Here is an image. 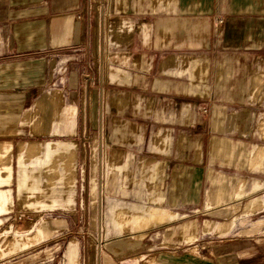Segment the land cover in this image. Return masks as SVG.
I'll list each match as a JSON object with an SVG mask.
<instances>
[{"label":"crops","instance_id":"0c3cea01","mask_svg":"<svg viewBox=\"0 0 264 264\" xmlns=\"http://www.w3.org/2000/svg\"><path fill=\"white\" fill-rule=\"evenodd\" d=\"M109 5L117 29L125 37L108 38L103 46L117 47L119 58L112 76L124 89L123 97L130 96L128 103L110 105L118 111L111 117L112 125L119 122L125 128L109 138V204L123 200L129 211L135 212L142 200H149L145 213L134 217L132 228L138 231L134 233L137 240L148 231L160 236L164 227L178 230L193 208L215 218L206 220L201 240L184 249L178 260L167 258V264H264V163L256 169L246 167L252 174L249 179L237 177L236 187H218L214 179L222 163L212 155L206 120L190 112L192 103L209 109L233 108L243 93L238 89V78H246L255 68L263 67L264 0H110ZM4 8L7 10L0 11L6 12L2 20H11L10 24L21 30L12 43L1 47L0 70L20 62L23 66L16 72H27L26 77H31L30 72L36 71L32 77L40 79V63L46 62L49 55L69 52L76 62L66 68L75 77L71 85L77 89L84 76L80 65H84L82 59L91 44L88 1L9 0ZM32 88L29 83L0 87V126L8 125L15 112L24 109ZM261 106L264 108V104ZM74 113V106L69 107L67 114L60 117V127L47 134L69 133ZM21 118L14 125L24 126ZM135 118L149 121L141 133ZM190 125L199 128L196 139L192 137L193 145L186 131ZM3 137L6 138L1 142L6 145L0 146V158L10 149L16 167L22 171L24 151H29V142L35 140ZM262 141L249 151L252 161L264 160V154L259 152L260 147L264 148L263 138ZM38 143L45 155V148L48 153L51 147L65 142ZM98 146L102 167V136ZM24 177L22 174L17 179L18 192ZM11 178V165H0V226L11 212ZM98 189L103 226L100 184ZM238 191L242 197L236 196ZM52 196L58 198L57 194ZM248 200L246 223L234 226L236 218L229 222L233 206H238L239 201L245 205ZM153 210L162 213L165 220L145 227L141 219L149 217ZM8 232L0 227V238ZM63 258V264H79L77 240H69Z\"/></svg>","mask_w":264,"mask_h":264},{"label":"rangeland","instance_id":"374dc122","mask_svg":"<svg viewBox=\"0 0 264 264\" xmlns=\"http://www.w3.org/2000/svg\"><path fill=\"white\" fill-rule=\"evenodd\" d=\"M87 1L91 44L82 59L84 65H80L84 76L79 79L77 89L71 85L75 77L66 68L70 63L75 65L76 62V58H70L69 52L49 55L46 62L40 63L39 73L43 75L40 79L32 77L37 75L36 71L30 72L31 77H26L27 72H16L15 69L23 66L20 62L16 66L9 65L0 70V87L13 88L26 83L33 86V94L24 109L18 113L16 111L8 125L0 126V146L5 144L1 142L6 138L3 135L16 136V140H35L37 145H40L39 141L65 142L51 147L48 153L45 148V155L43 146L30 152L32 156L25 150L22 171L19 166L16 167L15 156L10 149L7 155L0 158V165H11L12 178L8 186L13 189L11 212L0 226L9 231L0 238V264L5 261H15V264H63L64 250L71 239L78 241L79 264H167V258L178 260V255L184 249L194 246L197 240L202 239L206 220H215L211 215L193 208L178 230L164 227L160 236L153 235L155 231H148L144 238L137 240L134 233L138 231L132 228L135 225L134 217L145 213L149 208V200H142L135 212H130L123 200L116 199L117 204H109L112 200L108 193L109 138L125 128L119 122L112 125L111 117L118 111L111 109L110 105L128 103L130 96L127 94L123 97L124 89L117 85V78L112 76L116 74V62L119 58L117 47L105 48L103 42L108 38L112 40L125 35L118 31L115 17L111 15L110 0ZM8 2L9 0H0L3 7L0 11L7 10L4 6ZM5 16L6 12L0 13V49L3 45L12 43L21 30L18 25L13 27L11 20L3 21ZM262 64V68H255L248 77L238 78V89L243 93L239 94L233 108L209 109L201 108L196 103L191 104V115L206 120L212 155L217 156L219 163H222L216 168L218 174L214 182L223 189L235 186L237 177L249 179L252 173L246 171V167L256 169L264 163L263 159L252 161L249 156L254 145L262 144V138L264 139V108L261 106L264 104V62ZM32 65L31 68L35 70L36 67ZM256 74H261L257 81L254 79ZM44 93L57 95L56 103L47 102L49 105H43L45 110L42 107L38 114L33 113L34 101ZM119 94L122 96L120 99ZM55 104L56 107L53 106ZM73 106L75 113L69 133L39 135L32 132V123L42 119H45L47 128H59L60 117L67 114L69 107ZM20 118L24 126L18 127L14 124ZM133 120L137 122V131L140 133L146 126L145 123H149L144 118ZM40 126L34 128L42 129V125ZM13 128L18 130L11 131ZM5 129L9 132H5ZM186 131L190 135V144L193 145L199 128L197 125H190ZM100 136L103 138L102 167L98 159ZM22 174L25 177L22 190L18 192L17 179ZM99 184L103 196L101 231L98 230L97 210ZM53 194H57L58 198H53ZM236 196L242 197L243 194L238 191ZM248 204L249 200L245 205L243 201H239L238 206H233L235 211L233 210L229 222L236 218L234 226L237 223L244 225L247 221L244 214ZM192 237L195 239L192 240ZM206 238L205 236L204 239ZM15 244L19 248L14 247Z\"/></svg>","mask_w":264,"mask_h":264},{"label":"bare ground","instance_id":"6f19581e","mask_svg":"<svg viewBox=\"0 0 264 264\" xmlns=\"http://www.w3.org/2000/svg\"><path fill=\"white\" fill-rule=\"evenodd\" d=\"M99 23V22H98ZM95 30H96V28H95ZM99 35V34H98ZM97 36V35H96ZM97 40V39H96ZM96 40H94V41H96ZM99 40V39H98ZM97 40V41H98ZM96 43V42H95ZM98 43V42H97ZM96 45V44H95ZM96 49V48H95ZM259 75V74H258ZM257 74H256V76H255V78H254V76H253V78L254 79H256V81L257 80H259V76L261 75H259L258 76ZM253 79V80H254ZM262 79V78H261ZM263 79H264V77H263ZM255 81V82H256ZM261 81H263V80H261ZM261 81H259L260 83H261ZM253 82V81H252ZM264 82V81H263ZM262 82V83H263ZM253 84V83H252ZM259 84V83H258ZM256 86H257V84H256ZM255 86V87H256ZM259 86V85H258ZM261 86H262V84H261ZM255 87H253L254 89H255ZM260 88V87H259ZM257 90V89H256ZM101 94H102V99H103V92H102V90H101ZM60 96V95H59ZM57 95H50V94H48V93H44V94H42V95H40L36 100H35V104H34V108H33V110H32V112L33 113H37L40 109H42V107H43V105H45V104H48L47 102H51L52 104H54V103H56V99H57ZM60 98V97H59ZM62 99V98H61ZM61 99H60V101H61ZM58 103V102H57ZM60 104V103H59ZM57 105L58 106V108H59V106L60 105ZM49 105V104H48ZM53 106H55L56 107V104L55 105H53ZM43 109H44V107H43ZM45 110V109H44ZM55 110H56V108H55ZM57 111V110H56ZM52 112V111H51ZM38 114V113H37ZM50 115V114H49ZM41 116V115H40ZM40 116H39V118H40ZM51 116H53L52 114H51ZM37 117V116H36ZM50 117V116H49ZM32 118V117H31ZM42 118V117H41ZM54 118V117H53ZM49 119V118H48ZM39 120V119H38ZM43 120V119H42ZM41 120V121H42ZM45 120V119H44ZM43 120V121H44ZM40 120L39 121H34L33 123H32V127H33V129H32V132L33 133H36V134H47V133H49L50 132V127L49 128H47L46 127V122L44 121V122H41ZM49 122L51 121V120H48ZM47 121V122H48ZM262 123V122H261ZM264 124V123H263ZM38 125H39V127H41L40 125H42V129H35L34 127L36 126L37 128H39L38 127ZM262 127V126H261ZM29 144H30V146H29V155H31L30 154V152H35L36 150H38V146H37V143L35 142V141H31V142H29ZM259 152H260V154H264V148L263 147H260L259 148ZM33 154V153H32ZM34 155V154H33ZM32 156V155H31ZM57 162V161H56ZM99 195H100V191H99ZM97 210H98V214H99V220H98V230L99 231H101L102 230V222H101V202H100V199L98 200V202H97ZM165 220V218H164V215L162 214V213H159V212H157V211H155V210H153V212L151 213V215L149 216V217H143L142 219H141V221H142V223H143V225L145 226V227H148V226H150L152 223H154V222H163ZM101 234V233H100ZM99 235V234H98ZM101 237V236H100ZM0 249H1V244H0ZM1 255V254H0Z\"/></svg>","mask_w":264,"mask_h":264}]
</instances>
